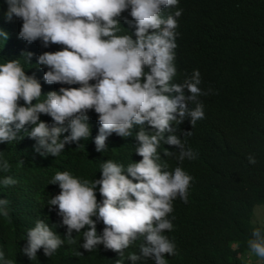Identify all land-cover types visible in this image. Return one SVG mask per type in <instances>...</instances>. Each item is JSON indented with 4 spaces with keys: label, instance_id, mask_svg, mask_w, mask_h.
Wrapping results in <instances>:
<instances>
[{
    "label": "clouds",
    "instance_id": "clouds-1",
    "mask_svg": "<svg viewBox=\"0 0 264 264\" xmlns=\"http://www.w3.org/2000/svg\"><path fill=\"white\" fill-rule=\"evenodd\" d=\"M193 2L0 0L7 22L22 20L14 28L29 43L23 55L47 84L62 85L42 86L18 60L0 59V143L21 142L34 163L60 158L53 163L70 166L52 163L47 180V193L60 188L48 205L58 208L65 238L52 230L57 225L37 220L22 250L30 260L40 249L51 257L65 239L74 242L72 235L81 237L77 255H95L102 264H167L165 256L177 254L175 223L194 207L196 192L184 164L206 144L191 133L210 122L213 84L198 67L229 66L235 51ZM86 144L92 156L78 165ZM248 161L256 163L251 155ZM22 164L4 160L0 167L26 170ZM0 183L17 181L5 176ZM8 205L0 199V216L10 221ZM247 245L264 260L261 228ZM0 264L14 261L0 250Z\"/></svg>",
    "mask_w": 264,
    "mask_h": 264
},
{
    "label": "trees",
    "instance_id": "trees-1",
    "mask_svg": "<svg viewBox=\"0 0 264 264\" xmlns=\"http://www.w3.org/2000/svg\"><path fill=\"white\" fill-rule=\"evenodd\" d=\"M216 1L194 0L192 4L213 20L212 26L220 28L217 31L223 33V41L234 45L235 51L229 66L198 67L206 84H213L206 97L210 122L203 132L198 127L191 133L205 139L206 144L194 150L195 158H186L184 164L192 172L194 207L178 219V225L175 223L178 230L172 242L177 244V254L166 255L167 264H256L252 258L260 259L250 254L247 241L254 228L264 232V226L254 220L255 207L264 204V0ZM7 9L0 8V30L8 33L6 40L0 36L1 62L18 60L26 74L35 76L42 86L62 87L47 84L40 67L23 55L30 52L29 43L20 39V30L14 28L21 19L14 16L7 22ZM120 148L128 146L122 144ZM249 155L255 158L254 165L249 163ZM91 156L92 148L86 144L72 162L75 164L78 157L79 165ZM57 159L34 163L26 158L21 142L0 143V164L7 160L17 165L23 160L20 166L26 168L5 173L0 167V180L11 176L17 181L11 186L0 183V199L9 201L11 217L9 221L0 216V250L14 264H102L95 255H77L81 248L77 235H72L74 242L65 239L51 257L40 249L37 258L30 260L22 251L27 246V231L39 219L57 225L52 230L65 238L67 228L61 225L58 208L48 205L60 192L59 188L47 193L50 166ZM53 165L70 167L60 162ZM74 173L82 174L76 168Z\"/></svg>",
    "mask_w": 264,
    "mask_h": 264
},
{
    "label": "rangeland",
    "instance_id": "rangeland-1",
    "mask_svg": "<svg viewBox=\"0 0 264 264\" xmlns=\"http://www.w3.org/2000/svg\"><path fill=\"white\" fill-rule=\"evenodd\" d=\"M254 220L257 221L258 223L260 222L264 226V204L257 205L255 207Z\"/></svg>",
    "mask_w": 264,
    "mask_h": 264
}]
</instances>
